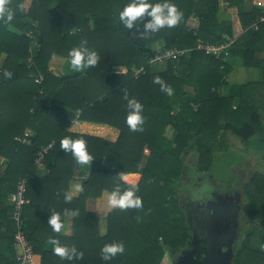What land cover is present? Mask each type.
<instances>
[{
    "label": "trees",
    "instance_id": "trees-1",
    "mask_svg": "<svg viewBox=\"0 0 264 264\" xmlns=\"http://www.w3.org/2000/svg\"><path fill=\"white\" fill-rule=\"evenodd\" d=\"M131 2L11 0L14 18L7 23L0 20V56L5 53L0 61V264L17 263L13 249L16 226L9 202L17 181L27 177V197L33 203L42 194V186L46 196L47 191L53 194L58 189L55 184L52 188L46 184L51 178L66 177L68 182L73 162L67 156H73L61 149L64 137L83 139L93 158L82 183V200L97 196L103 189L112 192L119 186L123 191L132 184L121 176L140 172L141 179L135 186L143 207L110 211L108 231L101 236L88 224L95 222V214L83 211L78 198L66 202V189H59L51 213L25 205L24 231L33 246L31 263L36 252H41L40 264L53 263L55 258L44 251L43 242L58 233L41 235L43 229L51 228L45 219L53 212L62 217L66 206L74 204V211H78L74 215V238L85 226L89 244L80 250L82 259L65 260L66 264H174L176 252L189 246L191 240L179 196L185 171L208 176L216 152L226 148L221 147L226 132L239 138L246 150L255 145L264 149V22L258 29L250 27L259 15H264V0H228L227 6L220 0H168L183 13L182 19L178 26L155 33H144V24L150 19L147 16L138 19L131 29L121 22L119 14ZM163 2L149 0L151 4ZM231 7L237 8L239 16L241 28L237 33L228 11ZM198 38L211 42L232 38L233 42L227 56L215 57L190 49ZM84 40L85 47L99 55L96 66L61 77L47 70V61L53 54L69 57V50ZM175 47L189 50L159 63L163 64L161 68L148 62L157 49ZM232 54L240 56L247 70L256 69L258 78L249 74L245 84L227 82V62ZM29 56L31 62L27 60ZM140 65L145 66V72L134 77L133 71ZM5 70L11 72V78L4 76ZM38 74L43 75L41 86L33 79ZM156 76L171 86V96L161 90L160 84L153 83ZM223 86H228L226 95L222 93ZM62 92L77 96L74 103H64ZM125 95L143 105V131H131L127 125ZM78 108L82 110L81 119L119 128L116 141L69 132L68 123L76 117ZM27 127L34 131L29 135L30 142L17 141ZM51 140L53 146L41 162L49 174L40 179L35 176L34 156ZM119 151L123 154L115 157ZM191 152L195 157L186 162ZM144 154L146 162L140 165ZM236 191L242 192L248 202L247 209L241 206V213L249 230L242 237L238 229L232 264H264V251L250 244L259 224L264 230V175L254 170ZM28 207L34 209L31 217L36 221H30ZM113 242L123 243L124 252L103 260L102 247Z\"/></svg>",
    "mask_w": 264,
    "mask_h": 264
},
{
    "label": "crops",
    "instance_id": "crops-1",
    "mask_svg": "<svg viewBox=\"0 0 264 264\" xmlns=\"http://www.w3.org/2000/svg\"><path fill=\"white\" fill-rule=\"evenodd\" d=\"M220 2L224 6L228 5V0H220ZM228 11H230L232 13L233 27L237 33V31L240 30V28H241L240 22H239V16L237 13V8L231 7V8H228ZM70 59H71L70 57H66V56L59 55V54L55 53L47 61V70L49 72H51V74H54L55 76H59V77L64 76V75H69V74L72 75L74 73H78L77 71H74L71 68ZM227 63L230 66V72L228 73L227 79H226L227 82H229L230 84H245L249 78L250 73L248 70L245 69V66L242 65L240 56H237L234 54L230 55ZM84 71H85V69H84ZM252 78H258V76L257 77L252 76ZM227 88H228V86H225V87L223 86L224 92H222V93L224 95L227 94V92H226ZM77 93H83L84 95L89 94L86 92H76V94ZM62 95L64 96V101H65L64 103H66V102L74 103V101H75L74 98L77 97L75 95H71L69 92H62ZM254 96H256V93H254ZM235 102L237 103V99H235ZM81 111L82 110L80 108L75 110L76 117L70 119V123H68L67 128H68L69 132L77 133L80 136H81V134L82 135L86 134V135H91V136H97V137L103 138V139L110 141V142L116 141V139L119 135V132H120L119 128H117L111 124H107V123H103V122L81 119L79 117V113H81ZM24 132H28L29 135L34 134V131L28 127L25 128ZM224 135L223 136H224L226 141L233 140V138L235 137L232 133H229V132L224 133ZM219 138H220V136H219ZM237 143L240 144L239 141ZM253 148H254V150H256V148H258V147L253 146ZM122 154H123V152L119 151L118 153H116L115 157H117L118 155H122ZM247 154H245V155H247ZM262 155L263 154H261V156ZM103 159L106 160L107 157H104ZM146 159H147V155L144 154L143 157H141L140 165H143L146 162ZM67 160L69 162H73L72 170H71V174H70V178H69L68 182H66V177H64V178H60V177L51 178V181H48L46 184L49 185V188H52V186H54V184H55V186L58 187V189L55 190V193L53 192V194H52V193H50V191H47V192H49V194H47V196H46V194H45L46 190H43L44 186H42V190H41L42 194L38 197H35L36 202L33 203L32 200L28 197V202H27L26 206L31 205L32 208H41V209H45V210L48 209V212L51 213L52 211H54L53 210V208L55 207V206H53L54 200H55L56 195L58 194L59 189H61V188L66 189L67 193H71L72 197L74 199H77V198L79 199L80 207L83 208V211H85L87 213H94L95 214V216H96L95 222L91 221V222H89V223L87 222V223L90 225V230H92V231L94 230L96 233L103 236L108 231V226H107L108 225V214L110 211L115 209V208L110 207L107 203V196L111 191H109L108 189H103L100 192V194H98L97 196H95V197L89 196V197H86L82 200L79 197L81 191H77V186L79 185L82 187V183L87 178L88 171L91 167L90 166L91 164H88V165L78 164L76 162L75 158L69 157V156H67ZM69 165L70 164H68V166ZM259 165L262 169H264V162L263 161H260ZM257 172L264 173V171L260 170V169L257 170ZM129 173H137L138 174L137 179L138 180L141 179V173L140 172H127L121 176V179L128 182V183L135 184L136 182H134L131 178L129 179V178L125 177V175L129 176ZM48 174H49V169L47 168V166L45 164H40V165H37L35 167V176L37 178L43 179ZM64 181H65L66 187L63 186ZM47 200L50 202L48 205L46 203ZM60 205L62 206V208H64L63 204H60ZM61 206L58 207V210H61ZM32 208H30V207L26 208V213H28V216H30V221H36L37 218L34 219L31 217V213H33L32 210H34ZM55 209H57V208H55ZM66 209L68 210V214L64 213V215L61 217L63 228H62L61 232H59L58 235H56L54 238L57 239L61 245H67L68 247H72L74 245L76 247L77 251L79 252L83 245L87 246L86 244H89V236L85 233L87 230L84 226L83 229L80 231L79 237L76 239L74 238V235H73L74 227H75V224H77L75 222L74 215L71 214L74 211V204L73 205L68 204L66 206ZM46 214H47V212L45 211L44 215H46ZM45 222H48V220L45 219ZM80 223L81 222H79L78 225L81 227ZM48 226H49V224H48ZM30 227H32V226H30ZM36 229L38 230L39 228L36 227ZM41 229H43V228H41ZM37 230L34 231V233H37ZM52 231H53L52 228H49V230L43 229L41 232V235L43 233H46V232L51 233ZM35 237H37V236H34V238H32V239L35 240ZM49 240L50 239H46L45 242H43V244H44L43 249L45 252L51 254L52 259L55 258V259H53L52 264H66L65 260L70 261L68 259H61L59 256L55 255L53 252V245L49 242ZM40 255H41V252H40V254H39V252H36L35 253V260L31 264H40V259H41Z\"/></svg>",
    "mask_w": 264,
    "mask_h": 264
},
{
    "label": "clouds",
    "instance_id": "clouds-1",
    "mask_svg": "<svg viewBox=\"0 0 264 264\" xmlns=\"http://www.w3.org/2000/svg\"><path fill=\"white\" fill-rule=\"evenodd\" d=\"M11 0H0V20L5 23L11 21L14 18V10L9 7ZM145 16L150 19L144 24V33H155L164 27L173 28L178 26L182 19L183 13L168 0H164L163 3L151 4L149 0H132L131 3L125 6L123 11L120 12L119 18L123 24L131 29L138 19H142ZM87 41L81 42L79 47H75L69 50L70 66L74 71L83 72L84 69L94 67L99 61V55L95 51H90L85 45ZM11 72L5 70L4 76L11 78ZM153 83L160 84L161 90L166 91L168 95L173 94L171 86L166 85L159 76L154 77ZM127 100V108L129 109L126 118V123L131 131H143L144 117L143 105L135 98L124 97ZM61 149L66 153H71L76 162L81 165L91 164L93 158L88 153L86 143L83 139H72L71 137H64L61 140ZM81 186H77V191H82ZM138 189L135 184L130 185L125 190L121 191L117 186L107 196V203L112 208H117L122 211L128 209H141L143 207L141 197L136 195ZM72 194H65V201L70 202L72 200ZM65 214H68V210H65ZM72 215H77L78 211H73ZM52 230L56 233L61 232L63 224L59 213L53 212L47 222ZM49 242L53 245V252L61 259L72 260L73 258L82 259L83 252L77 251L76 247H68L67 245H61L55 238H50ZM264 247V246H262ZM124 252L123 243L113 242L105 244L101 249V258L103 260H111L113 257Z\"/></svg>",
    "mask_w": 264,
    "mask_h": 264
},
{
    "label": "water",
    "instance_id": "water-1",
    "mask_svg": "<svg viewBox=\"0 0 264 264\" xmlns=\"http://www.w3.org/2000/svg\"><path fill=\"white\" fill-rule=\"evenodd\" d=\"M129 174L138 183V174ZM241 202L239 192L214 196L207 194L197 205L195 214L188 211L191 245L175 256L174 264H232L233 243L239 235L238 215ZM201 242L204 248L202 251Z\"/></svg>",
    "mask_w": 264,
    "mask_h": 264
},
{
    "label": "rangeland",
    "instance_id": "rangeland-1",
    "mask_svg": "<svg viewBox=\"0 0 264 264\" xmlns=\"http://www.w3.org/2000/svg\"><path fill=\"white\" fill-rule=\"evenodd\" d=\"M33 24L36 25L37 23L33 22ZM4 55L5 53L1 54L0 61L4 57ZM162 66L163 64L154 65V67L157 68H161ZM245 69L247 70V68ZM248 71L251 77L252 76L257 77L259 74L256 69H248ZM224 136L222 137L223 144H221V147H226V148L216 152L212 169L208 173L209 177L205 173L204 174L199 173V175L197 173L196 175V173H194L193 171L192 172L185 171V173L182 175L181 185L183 187L179 190L180 204H181V198L185 196L187 191L191 190L193 185L198 182L203 184L200 185V188H197V190L195 189L193 191L195 192L196 198L199 197L203 199L204 192L210 194L213 193V191L211 190L215 188H223L230 185L232 186L233 184H236L237 190L240 191L241 184H243L246 180H248L249 177L252 176L254 170L257 171L260 169L264 171V169H262L259 165L260 161L264 162V149L256 148V150H254V148L249 147L247 149L249 151H247L245 149V144L244 143L242 144L241 143L242 141H240L239 138L234 137L233 140L226 141ZM238 141L240 143V147L237 143ZM254 147H258V146L255 145ZM246 153L248 154L245 155ZM261 154L263 155L261 156ZM191 157L193 158L195 157L193 152L188 153V155L185 158L186 162H188L191 159ZM229 180L230 183L228 184L227 182ZM239 193L241 194V198L243 202L242 205L244 209H247L248 202L246 201L245 196L242 194V192ZM258 226L259 227L256 228V230H254L253 232L250 244L257 249L264 251V247H262L264 246V230L262 228V225L259 224ZM239 230L241 232V236L243 237L245 232L249 230V227L244 222L240 225Z\"/></svg>",
    "mask_w": 264,
    "mask_h": 264
},
{
    "label": "built area",
    "instance_id": "built-area-1",
    "mask_svg": "<svg viewBox=\"0 0 264 264\" xmlns=\"http://www.w3.org/2000/svg\"><path fill=\"white\" fill-rule=\"evenodd\" d=\"M264 22V15H259L250 25L254 29H258L260 23ZM233 42L232 38H228L227 41L224 42H211L207 40H203L198 38L194 46L190 49L202 50L207 54H211L215 57L219 56H227L228 48L230 44ZM39 46V45H37ZM189 48H171L160 50L157 49L155 54L150 57L149 63H163L164 61L174 58L177 56H182ZM28 62H31V57L27 58ZM145 72V66L140 65L136 67L133 71V76L138 77L140 74ZM34 81L41 86V82L43 80V75L38 74L34 76ZM16 140L22 143H29L30 137L28 132H24L23 136L16 137ZM54 140H51L48 144L41 146L35 156L34 163L40 165L41 162L45 158V154L52 148ZM27 186L28 179L27 177H21L17 183L15 190L9 196V202L11 205V218L15 224V230L13 233V249L14 255L16 258V264H30L33 256V247L27 238L24 231V217H23V209L24 206L28 202L27 197Z\"/></svg>",
    "mask_w": 264,
    "mask_h": 264
},
{
    "label": "flooded vegetation",
    "instance_id": "flooded-vegetation-1",
    "mask_svg": "<svg viewBox=\"0 0 264 264\" xmlns=\"http://www.w3.org/2000/svg\"><path fill=\"white\" fill-rule=\"evenodd\" d=\"M203 183H196L193 185V187L191 188V190L187 191L186 195L183 196L181 198V205L183 207V210L184 212L186 213V219H187V215H188V211H190L191 213L193 212L195 214V209L197 207V205H199L202 200V198H199V197H195V192L193 190H197V188H200V185H202ZM236 184H233L232 186H226V187H223V188H215L211 191H213V193H205L203 194V198L209 194V195H216V194H226V193H234V192H237V188L235 187ZM221 187V186H220ZM235 187V189H234ZM217 190V191H215ZM241 206H242V203L240 204V210H239V215H238V219H239V224H238V229L240 227V225L242 223H244L245 221V217L242 215L241 213ZM194 221H195V216H194ZM191 245V243H190ZM189 245V246H190ZM202 247H203V242H201V251H202ZM182 250V249H181ZM177 251L175 256L181 251Z\"/></svg>",
    "mask_w": 264,
    "mask_h": 264
},
{
    "label": "bare ground",
    "instance_id": "bare-ground-1",
    "mask_svg": "<svg viewBox=\"0 0 264 264\" xmlns=\"http://www.w3.org/2000/svg\"><path fill=\"white\" fill-rule=\"evenodd\" d=\"M125 177H127V178H131L132 176L129 174V176H127V175H125ZM134 177V176H133ZM136 177H138V175L136 176ZM124 178V177H123ZM125 179V178H124ZM130 182V181H129Z\"/></svg>",
    "mask_w": 264,
    "mask_h": 264
}]
</instances>
